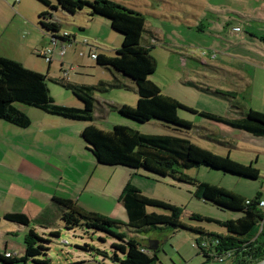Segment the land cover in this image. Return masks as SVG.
<instances>
[{
    "label": "rangeland",
    "instance_id": "374dc122",
    "mask_svg": "<svg viewBox=\"0 0 264 264\" xmlns=\"http://www.w3.org/2000/svg\"><path fill=\"white\" fill-rule=\"evenodd\" d=\"M49 1L55 3V0ZM112 1L142 13L145 18L142 42L149 44L145 39L152 41L150 53L157 63L156 71L149 79L159 87L163 95L176 99L197 113L178 109V117L191 125L189 129H178L179 131L174 126L164 125L157 120L141 122L132 119L122 108L127 105L135 106L138 97L134 85L130 79L117 75L128 88L110 86L105 92H95L93 121L85 123L105 131L111 130L114 125H123L146 135L186 137L202 148L219 155H228L237 163L252 165L259 171V177L248 179L200 166L186 170V182L181 183L142 169L98 165L86 144L78 138L77 141L82 142L80 146L83 144L80 151L86 163L85 175L95 164L97 168L92 170V184L99 180L97 188L85 191L82 199L110 219L126 224L127 215L119 201L120 192L115 195L113 190V186L117 190L122 185L121 181L126 179L142 194L182 208L184 224L194 223L206 231L224 234L219 222L230 219L235 213L221 210L195 197L193 184L205 182L242 198L261 195L260 198L264 200V153L261 152L264 151V138L252 137L227 123L206 118L199 113L211 114L226 121L240 117L248 109L264 113V42L261 41L264 36V1ZM45 10L36 0H0V55L12 56L21 61L24 67L40 71L46 75L48 88L54 97L59 96L58 92L63 93L64 97L58 99L81 107L82 103L69 90L61 87L56 79L62 76V71H67L69 80L72 81L94 83L100 79H109L107 83L111 84L113 75L97 65L89 52L113 57L115 50L121 46L122 35L114 31L105 18L89 17L88 8L77 11L74 16L62 10L54 11L52 15L60 22L61 31L74 35L75 43L66 47L63 57L54 55L49 68V64L39 55L44 44H47V48L50 46L48 36L37 24L39 13ZM84 40L96 49H90L83 43ZM80 52L82 56L79 55ZM18 106L30 114H45L33 107ZM146 211L164 213L154 207H149ZM191 214L211 221L194 222L189 220ZM52 222L56 227L59 226V234L53 237L48 233L44 235L49 240L44 244L47 250L37 256L35 261L13 264H112L109 258L101 257L90 250V247L104 250L109 257L113 252L121 258L125 255L118 248L120 244L111 237L92 231L84 233L80 228L67 230L59 220ZM4 226L13 232L7 236L13 242V247L8 249L19 259L24 246V235L28 230L13 224ZM30 227L42 236L39 227L33 223ZM262 229L264 219L260 223V230ZM121 230L126 232V228ZM166 230L131 235L137 236L147 247L149 241H161L155 264H199V260L203 258L197 255L198 250L193 245L195 234ZM262 237L264 234L260 235ZM2 249L3 242L0 239V251ZM231 260L232 258H226L223 262L210 264H231Z\"/></svg>",
    "mask_w": 264,
    "mask_h": 264
},
{
    "label": "trees",
    "instance_id": "16d2710c",
    "mask_svg": "<svg viewBox=\"0 0 264 264\" xmlns=\"http://www.w3.org/2000/svg\"><path fill=\"white\" fill-rule=\"evenodd\" d=\"M36 1L46 8L39 13L37 24L50 41L60 43L64 41L60 36L63 32L60 29L61 24L52 15L54 11L62 10L74 16L77 11L88 8L89 17L99 16L109 21L110 27L122 35L121 46L115 50L113 57L97 55L95 63L113 75V82L108 84L100 81L94 86H84L60 78L56 82L69 90L82 103L78 108L62 106L52 99L46 75L28 69L12 58L0 56V120L19 128H27L30 120L18 106L26 105L66 120L92 122L95 92H105L110 86L128 88L117 78V75H120L130 79L138 97L134 107L122 108L130 118L141 122L157 120L164 125L174 126L176 131L191 127L188 122L178 117L177 111L182 109L191 113L197 112L176 99L163 95L159 87L149 79V76L156 71L157 63L150 53L151 45L142 42V34L145 30V18L142 13L112 0H55V3L49 0ZM71 38L74 39L72 36ZM261 40L264 42V37ZM199 115L227 123L252 137L264 138V113L248 109L246 113H241L240 117L228 121L207 113H199ZM80 137L98 165L122 166L131 170L142 169L181 183L186 182V170L200 166L248 179L259 177V171L252 165L237 163L228 155L216 154L186 137L146 135L123 125H114L109 131L88 125L83 129ZM193 185L195 197L221 210L235 213L230 219L219 222L225 231L224 234L206 231L201 226H195L194 223L184 224L182 208L148 197L130 182L124 186L119 195V201L127 215L126 224L98 213L86 212L69 197L54 196L52 207L58 212L63 228L67 230L80 228L84 233L89 231L102 233L118 242L120 244L118 248L125 254L123 258L116 252L109 257L104 250L89 248L101 257L109 258L112 264H155L160 249L150 251L141 239L131 233L161 232L166 229H171L172 233L187 231L195 234L193 245L205 262L219 258H222V261L232 258L231 264H257L262 261L264 245L258 246L254 243L262 234L260 223L264 219V207L259 205L260 196L246 199L205 182H197ZM149 207L161 209L164 213H149L146 211ZM3 219L27 228L28 231L24 235L23 255L19 259L4 258L0 255L2 264L35 261L37 256L47 250L44 244L49 240L39 236L30 227L32 223L39 228L50 225L52 220H47L45 211L33 219L22 213H6ZM189 220L211 221L197 214H191ZM121 228H126V232H122ZM55 235L56 233L54 235L52 232L49 233V236Z\"/></svg>",
    "mask_w": 264,
    "mask_h": 264
},
{
    "label": "crops",
    "instance_id": "0c3cea01",
    "mask_svg": "<svg viewBox=\"0 0 264 264\" xmlns=\"http://www.w3.org/2000/svg\"><path fill=\"white\" fill-rule=\"evenodd\" d=\"M72 37L75 43V36L72 35ZM47 40L50 44V39ZM145 41L149 42V44L147 43L148 45L152 44L151 40L145 39ZM44 46L47 47V44H44L41 49L46 48ZM86 46L92 50L96 49L92 45L87 44ZM97 55L104 54L97 53ZM0 56L19 61L12 56ZM19 62L21 63V61ZM48 64L50 68L51 63ZM60 78L61 76L56 81ZM100 81L107 83L109 79H100L94 83L68 80L69 83L84 86H94ZM49 91L51 92L50 89ZM50 95L58 105L80 107L73 103H65L63 99H58L64 97L62 96L63 93L58 92L59 96L57 97H54L51 93ZM126 107L133 106L127 105ZM19 109L30 120V125L27 128H19L0 120V239L3 242V249L0 251V255L4 250L11 253L8 248L13 247V242L7 239V236L13 234V232H10L4 226L12 224L3 219L6 213H22L33 219L45 211L48 221L59 220L58 212L52 207V198L57 196L71 198L80 209L86 212L103 215L94 209L89 202L82 199V194L85 191L96 189L99 183L98 180L92 184V170L97 168L95 164H93L94 167L91 171L85 175L84 164L86 166V163L83 159L84 155L80 151V147L82 148L83 144L80 146L82 142L77 141L78 138H81L80 134L88 124L85 122L76 124L75 121H67L46 113L30 114L21 110V108ZM261 152L264 153V151ZM82 179L85 180L83 181ZM125 180L121 181L122 185L117 190L113 186L115 195L118 192L121 193L124 186L129 182ZM260 201L264 202L261 198ZM13 225L21 228V226ZM56 226L53 222L50 225H44L43 228H39L40 234L44 237L47 233L54 232V234L56 233L55 236H57L59 234V231H57L59 226ZM261 231L264 234V229ZM44 238L46 239V237ZM154 240L158 242L159 249L161 241ZM254 243H257L256 245L258 246H263L264 237H258ZM22 255L23 250L20 252V257ZM15 258L18 257L15 256ZM212 262L223 261L211 260L205 262L203 259L199 260V264H210Z\"/></svg>",
    "mask_w": 264,
    "mask_h": 264
},
{
    "label": "built area",
    "instance_id": "2783aa9c",
    "mask_svg": "<svg viewBox=\"0 0 264 264\" xmlns=\"http://www.w3.org/2000/svg\"><path fill=\"white\" fill-rule=\"evenodd\" d=\"M60 36L64 38V41L62 43L57 42V41H50V46L48 48L46 47L40 50L39 52V55L47 63H51L53 61L52 59L54 58L53 57L54 55H58V57H63L66 53V47L71 46L74 42V39H72L71 35L66 31H63ZM83 43L87 45L88 42L84 40ZM79 55L82 56L83 54L80 52ZM89 56L91 57V59L96 60L97 54L91 51L89 52ZM62 72L63 73H62L61 79L68 81L69 80L68 72L67 71H62ZM259 205L264 206V202L260 201ZM63 243L66 244V241H64ZM1 256H3L4 258L15 257L13 253L5 252V251L1 254ZM217 261H222V258H219Z\"/></svg>",
    "mask_w": 264,
    "mask_h": 264
},
{
    "label": "water",
    "instance_id": "95a60500",
    "mask_svg": "<svg viewBox=\"0 0 264 264\" xmlns=\"http://www.w3.org/2000/svg\"><path fill=\"white\" fill-rule=\"evenodd\" d=\"M148 244H149L148 245V249L150 251H156L158 249V242H156V241H149ZM257 264H264V259L262 261H260L259 263H257Z\"/></svg>",
    "mask_w": 264,
    "mask_h": 264
}]
</instances>
